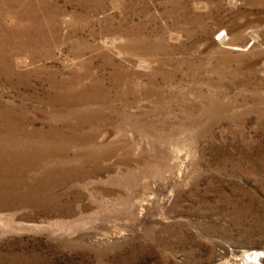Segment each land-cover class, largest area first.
<instances>
[{
  "label": "rangeland",
  "instance_id": "374dc122",
  "mask_svg": "<svg viewBox=\"0 0 264 264\" xmlns=\"http://www.w3.org/2000/svg\"><path fill=\"white\" fill-rule=\"evenodd\" d=\"M0 264H264V0H0Z\"/></svg>",
  "mask_w": 264,
  "mask_h": 264
},
{
  "label": "bare ground",
  "instance_id": "6f19581e",
  "mask_svg": "<svg viewBox=\"0 0 264 264\" xmlns=\"http://www.w3.org/2000/svg\"><path fill=\"white\" fill-rule=\"evenodd\" d=\"M256 254H254V256H255ZM250 257V256H249Z\"/></svg>",
  "mask_w": 264,
  "mask_h": 264
}]
</instances>
